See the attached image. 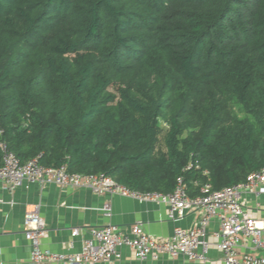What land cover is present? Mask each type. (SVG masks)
<instances>
[{
    "label": "trees",
    "instance_id": "16d2710c",
    "mask_svg": "<svg viewBox=\"0 0 264 264\" xmlns=\"http://www.w3.org/2000/svg\"><path fill=\"white\" fill-rule=\"evenodd\" d=\"M1 145L143 193L245 182L264 169V0H0V165Z\"/></svg>",
    "mask_w": 264,
    "mask_h": 264
},
{
    "label": "built area",
    "instance_id": "2783aa9c",
    "mask_svg": "<svg viewBox=\"0 0 264 264\" xmlns=\"http://www.w3.org/2000/svg\"><path fill=\"white\" fill-rule=\"evenodd\" d=\"M1 150L0 184L9 193L29 182L42 188L53 185L60 190L89 189L96 195L122 196L140 203L163 204L167 207L168 220L175 223L191 212L202 215L193 229L177 227L168 238L146 233L141 224L131 226L129 232L112 224L90 228L87 230L88 237L82 239L79 253L59 254L42 247V239L47 233L46 223L41 217L40 206L30 205L24 218L25 238L30 245V259L26 264H114L121 262L123 248L129 249L140 262H157L167 257L174 261L182 259L189 264H206L210 248L208 228L213 219L219 221L212 237L222 253L223 264H264V221L247 211L243 199L247 194L256 199L264 196V169L249 174L243 183L221 190H213L209 183L196 184L200 195L191 197L182 177L178 178L171 193H143L120 185L104 174L81 175L69 173L66 166L44 167L39 158L22 163L5 145H1ZM193 168H199L197 160L191 161L185 170ZM204 174L208 175V172ZM103 214L107 218L112 217L110 202L104 205ZM81 235L79 229L72 232L73 238Z\"/></svg>",
    "mask_w": 264,
    "mask_h": 264
},
{
    "label": "crops",
    "instance_id": "0c3cea01",
    "mask_svg": "<svg viewBox=\"0 0 264 264\" xmlns=\"http://www.w3.org/2000/svg\"><path fill=\"white\" fill-rule=\"evenodd\" d=\"M0 184V263L26 264L30 259V245L25 238L24 218L30 205H39L40 214L46 223V236L42 247L52 253L76 254L81 251L82 239L88 237L87 230L108 224L129 232L135 224H141L143 230L156 237L168 238L175 228L193 229L201 214L189 213L180 222L168 220L167 207L158 203H140L128 197L96 195L89 189L60 190L49 185L42 188L38 184L26 182L14 193L6 191ZM246 209L253 217L264 221V196L256 199L244 195ZM110 202L112 217L103 214V208ZM257 205H260L258 207ZM219 227V221L213 219L208 228L207 239L210 242L209 261L206 264H223L222 253L216 247L212 232ZM79 229L82 235L72 237ZM114 264H189L182 259L170 260L167 257L157 262L138 261L126 248L122 249V260Z\"/></svg>",
    "mask_w": 264,
    "mask_h": 264
},
{
    "label": "rangeland",
    "instance_id": "374dc122",
    "mask_svg": "<svg viewBox=\"0 0 264 264\" xmlns=\"http://www.w3.org/2000/svg\"><path fill=\"white\" fill-rule=\"evenodd\" d=\"M111 91H113V90L111 89Z\"/></svg>",
    "mask_w": 264,
    "mask_h": 264
}]
</instances>
